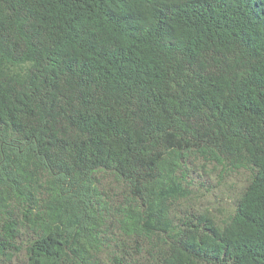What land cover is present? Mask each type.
Instances as JSON below:
<instances>
[{"label":"trees","instance_id":"obj_1","mask_svg":"<svg viewBox=\"0 0 264 264\" xmlns=\"http://www.w3.org/2000/svg\"><path fill=\"white\" fill-rule=\"evenodd\" d=\"M0 264H264V0H0Z\"/></svg>","mask_w":264,"mask_h":264},{"label":"rangeland","instance_id":"obj_2","mask_svg":"<svg viewBox=\"0 0 264 264\" xmlns=\"http://www.w3.org/2000/svg\"><path fill=\"white\" fill-rule=\"evenodd\" d=\"M247 180L248 174L244 171L226 176L222 185L217 186L213 192L204 193L201 191L187 202L181 204L180 207L191 206L199 211L209 213L219 221L225 220L232 213L233 202L242 192ZM104 187L108 192L112 193L113 197L119 196L118 185L111 180L104 182Z\"/></svg>","mask_w":264,"mask_h":264}]
</instances>
